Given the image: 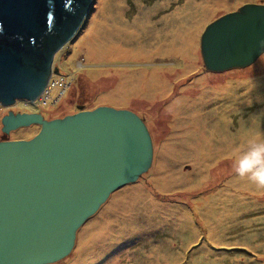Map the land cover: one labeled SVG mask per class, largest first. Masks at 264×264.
I'll use <instances>...</instances> for the list:
<instances>
[{
    "label": "rangeland",
    "instance_id": "1",
    "mask_svg": "<svg viewBox=\"0 0 264 264\" xmlns=\"http://www.w3.org/2000/svg\"><path fill=\"white\" fill-rule=\"evenodd\" d=\"M246 3L264 0H96L53 58L60 69L53 78L72 83L66 94L55 101L52 88L36 104H0V141L40 130L4 133L10 110L53 119L80 103L131 109L152 135L151 168L115 190L78 230L72 252L49 264H264V189L234 171L249 141L264 139V53L218 72L205 68L201 53L206 26ZM85 37L101 50L121 42L142 59L90 58ZM119 76L128 83L112 92Z\"/></svg>",
    "mask_w": 264,
    "mask_h": 264
},
{
    "label": "water",
    "instance_id": "2",
    "mask_svg": "<svg viewBox=\"0 0 264 264\" xmlns=\"http://www.w3.org/2000/svg\"><path fill=\"white\" fill-rule=\"evenodd\" d=\"M96 0H0V104L35 101L48 86L54 55L82 29ZM205 68L253 64L264 53V3H246L209 23L201 36ZM47 119L40 112L2 117L0 264H49L68 256L77 232L111 194L139 179L154 160L145 120L99 105Z\"/></svg>",
    "mask_w": 264,
    "mask_h": 264
},
{
    "label": "clouds",
    "instance_id": "3",
    "mask_svg": "<svg viewBox=\"0 0 264 264\" xmlns=\"http://www.w3.org/2000/svg\"><path fill=\"white\" fill-rule=\"evenodd\" d=\"M234 171L240 178L264 189V139L250 140L234 162Z\"/></svg>",
    "mask_w": 264,
    "mask_h": 264
},
{
    "label": "bare ground",
    "instance_id": "4",
    "mask_svg": "<svg viewBox=\"0 0 264 264\" xmlns=\"http://www.w3.org/2000/svg\"><path fill=\"white\" fill-rule=\"evenodd\" d=\"M91 41L88 40V42H87V37H85L83 40V42H84L83 46H86V44H87L89 47L90 58L97 57L99 60H103V61H110V60H117V59L125 60L127 58L142 59V55H140L138 53L134 54L132 52L133 51L132 49L125 47L124 45H122L121 42H114L112 44H108L107 47H105L104 49L101 50V45H99L98 43H91ZM190 45L191 44H189V48H190ZM118 78H119L118 84L115 85L111 89L112 92L116 91L119 88H120V90H122L124 88V86H121V85H124L123 83H128L127 79L125 80V78L120 77V76ZM168 82L164 81V91L167 90L166 85ZM161 85H162V83H161ZM159 87H160V85H158L157 88H159ZM162 88H159V90H162ZM143 89H144V86H141L139 88V90H143ZM129 90H130V87H129V89H127V92L125 94H123V96H122L123 99L127 100V97L132 94V93H130L131 91L129 92ZM153 91L155 92L154 88H153ZM155 94L158 95V93H155ZM193 97H194V95H191L189 93L186 94V96H184V102L185 103L192 102Z\"/></svg>",
    "mask_w": 264,
    "mask_h": 264
},
{
    "label": "built area",
    "instance_id": "5",
    "mask_svg": "<svg viewBox=\"0 0 264 264\" xmlns=\"http://www.w3.org/2000/svg\"><path fill=\"white\" fill-rule=\"evenodd\" d=\"M54 75H55L54 73L51 74L48 86L39 98H37L35 101H28V100H22V101H25L31 104H36L42 98H45L46 100L49 98V93L52 88H56L59 90V93H56L53 96L55 97V101H57L56 99L60 100L64 96V94H66L67 90L70 88L72 83L70 84L71 81H66V79L63 77H61V79H54L53 78Z\"/></svg>",
    "mask_w": 264,
    "mask_h": 264
},
{
    "label": "flooded vegetation",
    "instance_id": "6",
    "mask_svg": "<svg viewBox=\"0 0 264 264\" xmlns=\"http://www.w3.org/2000/svg\"><path fill=\"white\" fill-rule=\"evenodd\" d=\"M78 106H83V105L80 103V104H78Z\"/></svg>",
    "mask_w": 264,
    "mask_h": 264
}]
</instances>
